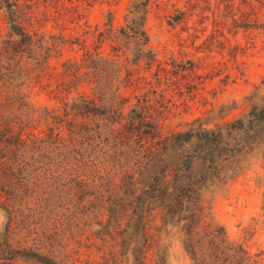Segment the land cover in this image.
<instances>
[{
    "label": "trees",
    "instance_id": "16d2710c",
    "mask_svg": "<svg viewBox=\"0 0 264 264\" xmlns=\"http://www.w3.org/2000/svg\"><path fill=\"white\" fill-rule=\"evenodd\" d=\"M49 1L58 26L91 2ZM152 2L130 0L124 25L93 32L113 53L86 49L58 71L51 60L65 42L41 30L42 0H0V264H74L69 246L88 231L116 241L132 264H165L159 222L180 229L193 264H261L210 219L207 194L235 181L264 140V95L235 119L164 131L171 92L196 66L159 59L146 29ZM186 3L189 20L199 3ZM232 14L235 26L254 27ZM41 91L56 105L37 102Z\"/></svg>",
    "mask_w": 264,
    "mask_h": 264
},
{
    "label": "rangeland",
    "instance_id": "374dc122",
    "mask_svg": "<svg viewBox=\"0 0 264 264\" xmlns=\"http://www.w3.org/2000/svg\"><path fill=\"white\" fill-rule=\"evenodd\" d=\"M245 1L234 0L232 8L228 0H197L198 12L193 11V17L186 20L182 18L183 10L190 11L186 0H153L146 29L159 59L171 64L174 57L177 62H194L196 66L192 81L180 80L181 91L171 92L172 109L164 131L185 128L198 118L213 126L240 117L255 103H262L254 94L261 90L264 95V5L261 7L258 0H252L245 7ZM42 2L40 9L46 10L49 17H42L41 30L56 34L58 42H65L60 48L62 55L51 60L58 71L65 59H80L86 49L113 53L114 44L111 41L101 44L93 32L105 29L106 24L115 29L124 25L130 4V0H91L90 5L84 3L80 8V15L71 10L63 25L58 26L54 18L56 8L45 6L49 0ZM70 4L66 0V5ZM232 13L237 14L239 21L251 18L254 27L246 30L235 26ZM177 17L182 20L177 21ZM0 29L3 34L7 31L3 20ZM155 69L156 66L152 71ZM141 73L151 76L147 66ZM34 99L56 105L46 91L34 93ZM207 201L211 206L210 219L224 227L230 240L243 244L264 264V140L246 157L239 177L226 188L208 193ZM5 224L6 216L0 209V235ZM158 224L167 254L165 264H193L180 229ZM69 250L74 264H115L112 255L116 264H132L131 259L122 256L116 241L111 238L102 241L89 231L82 239L73 241Z\"/></svg>",
    "mask_w": 264,
    "mask_h": 264
}]
</instances>
